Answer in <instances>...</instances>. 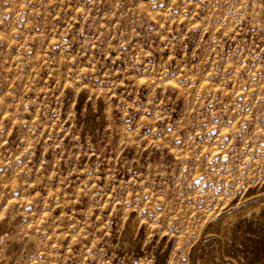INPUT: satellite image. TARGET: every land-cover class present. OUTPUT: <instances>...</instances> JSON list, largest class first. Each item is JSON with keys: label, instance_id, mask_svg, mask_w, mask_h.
<instances>
[{"label": "rangeland", "instance_id": "obj_1", "mask_svg": "<svg viewBox=\"0 0 264 264\" xmlns=\"http://www.w3.org/2000/svg\"><path fill=\"white\" fill-rule=\"evenodd\" d=\"M0 264H264V0H0Z\"/></svg>", "mask_w": 264, "mask_h": 264}]
</instances>
